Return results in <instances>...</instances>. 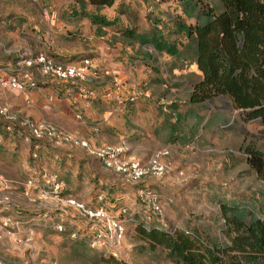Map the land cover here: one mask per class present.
Instances as JSON below:
<instances>
[{
    "label": "rangeland",
    "instance_id": "374dc122",
    "mask_svg": "<svg viewBox=\"0 0 264 264\" xmlns=\"http://www.w3.org/2000/svg\"><path fill=\"white\" fill-rule=\"evenodd\" d=\"M72 5L73 0H0V60L7 58L12 63L18 53L43 52L57 63H75L81 58L92 62L80 89L69 82L40 77L35 71L33 77L38 87L27 93H15L0 85V104L14 117L9 121L0 116V178L7 182L21 212L20 218L11 211L0 213L20 221L13 236L6 235L0 243L4 263L109 264L103 259L112 257L121 264H167L159 250L151 254L142 248L134 230L138 224L167 230L198 228L212 240L221 242L224 240L222 203L233 201L251 206L256 216H260L258 206H261L264 213V181L249 167L248 154L243 150L249 146L264 154V125L259 121H240L224 98L190 106L189 81L196 79L193 68L173 72L165 62L164 53L155 51L150 42L136 40L144 34L149 40L156 33L154 30L165 34L171 22L182 15L179 1L116 0L112 7L103 8L99 13L118 17L119 23H126L127 27L119 24L99 31L86 19L72 17ZM124 7L134 12L119 14ZM127 29L128 35L124 34ZM166 38L171 41L173 36L166 34ZM115 59L121 63L125 76L122 79L105 72V67L110 66L109 60ZM114 83H118L117 89ZM147 86V90L158 93L154 97L159 104L157 113L163 110L162 104H176L181 113L190 112L187 121L196 123L191 137L162 146L158 137L152 140L137 134V140L129 146L126 141L113 138L118 134L104 131L103 115L112 111L101 106L106 103L103 100L107 99L106 92L119 94L126 89L127 97L136 94L130 101L134 102ZM65 88L73 90L76 103L64 95ZM79 101L87 106L77 105ZM127 113L119 116L115 112L113 127L128 119ZM151 116L154 118V113ZM216 116L219 123L206 137L199 123ZM25 120L52 123L60 131L84 139L92 149L103 143H124L127 150L123 158L140 163L165 149L169 153L164 159L168 170L159 178L151 177L134 184L105 169L85 150L68 145L59 146L66 149L46 147L44 152L52 151L51 155L42 150L33 159L23 137L27 132L22 124ZM10 122L13 129L5 131ZM30 169L56 174L64 183L63 191L88 210L102 209L105 217L90 218L73 208L40 200L37 191L40 186L34 190L25 187ZM153 203L159 205V214L153 209ZM53 221H62L66 230L55 231L50 226ZM112 223L121 226L117 240L111 238ZM30 227L33 233L29 244L17 243L14 239L21 238ZM99 231L101 240L92 244ZM72 232L75 237L71 236Z\"/></svg>",
    "mask_w": 264,
    "mask_h": 264
},
{
    "label": "trees",
    "instance_id": "16d2710c",
    "mask_svg": "<svg viewBox=\"0 0 264 264\" xmlns=\"http://www.w3.org/2000/svg\"><path fill=\"white\" fill-rule=\"evenodd\" d=\"M115 1L73 0L70 14L86 19L99 31L115 26L117 17L99 13ZM178 1L182 15L171 22L165 34L154 30L149 40L147 34L130 35L142 43L150 42L158 53L177 57L183 52L185 65L195 73L189 74L197 75L189 81V104L201 105L224 96L240 121L264 125V0ZM124 34H129L128 29ZM166 34L173 39L167 40ZM243 150L249 167L264 181V154L249 146ZM62 194L71 196L65 191ZM221 212V242L198 228L167 230L146 228L143 223L135 227V235L151 254L156 250L163 253L167 264H264L263 208L258 206L260 216H256L251 206L231 201L221 204ZM103 261L121 264L112 257Z\"/></svg>",
    "mask_w": 264,
    "mask_h": 264
},
{
    "label": "built area",
    "instance_id": "2783aa9c",
    "mask_svg": "<svg viewBox=\"0 0 264 264\" xmlns=\"http://www.w3.org/2000/svg\"><path fill=\"white\" fill-rule=\"evenodd\" d=\"M10 61L0 65V85L15 93H27L38 87V83L33 77L34 71L40 77L49 78L58 82H69L80 89V85L86 80L87 74L92 68V62L88 58H81L75 63H57L52 57L43 52L36 54L18 53L13 58V62L11 63ZM114 86L117 89L118 83H114ZM63 92L67 99L76 103L77 98L72 89L65 88ZM88 94L92 93L89 92ZM135 97L136 94L131 95L128 97V100L133 101ZM0 116L9 121H12L14 118L10 115L7 107L1 104ZM22 124L27 128V132H25L23 137L24 141L29 144L33 159L37 158L40 149H45L49 145L52 147L68 145L85 150L89 155L95 157L105 169L120 174L134 184L151 177L159 178L168 170L164 159L169 153L165 149L154 152L145 163H140L134 159L123 158L127 150L124 143H120L119 145L103 143L98 148L92 149L84 139L60 131L52 123H34L25 120ZM13 127V123L10 122L5 127V131H11ZM97 130L95 129V131ZM38 186L40 187L38 188ZM25 187L28 190L38 188V198L40 200L49 201L50 203H54V205L59 204L73 208L90 218L102 219L105 217L102 209L96 211L88 210L81 202L73 197L63 195L64 183L56 174L47 173L45 170L38 171L36 169H30L26 178ZM30 201L35 202V199L30 198ZM152 206L157 214L161 212L159 205L153 203ZM6 211L13 212L18 218L21 216V212L18 211V207L12 199L7 182L5 179L0 178V213ZM18 224H20L19 219L11 218L9 215L0 216V243L6 235L13 236L14 229L17 228ZM50 224L55 231L62 232L66 230V226L62 221H53ZM32 229L33 227H30V229L24 232L21 238L16 237L14 240L17 243L28 245L31 241ZM110 230L112 231L111 238L114 240L120 238L121 226L119 224L112 223ZM71 236L75 237V232H72ZM101 238L102 233L99 231L94 236L92 244L99 243ZM0 264H6L1 257Z\"/></svg>",
    "mask_w": 264,
    "mask_h": 264
},
{
    "label": "crops",
    "instance_id": "0c3cea01",
    "mask_svg": "<svg viewBox=\"0 0 264 264\" xmlns=\"http://www.w3.org/2000/svg\"><path fill=\"white\" fill-rule=\"evenodd\" d=\"M54 1L57 2L59 0ZM119 12V14H132V12L134 11H132V9L130 8L124 7L122 8V11ZM119 24L121 26H126V23H119V18L117 17L115 26ZM165 55L167 60L165 62L168 64L167 66L169 69L171 68L173 69V72L178 73L185 71L187 66L185 65L186 59L183 56V52H180L177 57H171L167 54ZM8 61L9 60H7V58H4L0 60V64ZM112 61L113 60H109L110 66L105 67V72L111 74L112 76L116 75V77H119L120 79L124 78L125 76L123 75V71L121 70V63L119 64L117 62V59H115L113 62ZM194 76L197 77V75ZM146 83L147 82H145V84ZM144 89L145 90L142 91V95H140V97H138L134 102H130L129 100L127 101L128 97L126 89H123L119 94H117L115 91L106 92L105 96L107 99L103 98L106 103L101 106H104L105 108H112V111H110L109 113L105 112L103 115L102 125L105 128V132H114L118 134V137L113 138L118 139L119 141L124 140L128 143L129 146H131L132 143L137 140V134L141 136L143 135L144 137H150V139L152 140L155 137H158L162 140V142H160L162 146L175 143L182 140L184 137H191L193 135L196 123H190L187 121L189 120L187 119V117L190 112H185L183 114L177 109L176 104L175 108H173V104L171 106L168 104H162L163 110L160 109L157 113L155 110L156 106H158L159 104H156V102L154 101V97L158 93L155 91L151 92L147 90L148 86ZM82 104L84 107L87 106V104L83 103L82 101H79L77 105L81 106ZM189 105L198 106L191 104ZM115 112L120 114L119 116H122L124 112H128V115H126V118L128 119L124 120V122L120 126L113 127L112 120L114 118ZM142 113L145 115V117H138ZM152 113H154V118L151 116ZM110 115L112 117H110ZM172 115H175V117L172 118ZM218 118L219 116H216V118L213 120L207 121L205 123L200 122L199 124H201L200 129L202 134H205L206 137L208 136V134H211L212 129L219 123ZM185 130H189L187 133L190 135H187V133H185ZM106 138L108 139L109 137ZM59 148L66 149L65 147Z\"/></svg>",
    "mask_w": 264,
    "mask_h": 264
},
{
    "label": "water",
    "instance_id": "95a60500",
    "mask_svg": "<svg viewBox=\"0 0 264 264\" xmlns=\"http://www.w3.org/2000/svg\"><path fill=\"white\" fill-rule=\"evenodd\" d=\"M220 98H224V99H227L226 97H224V96H220ZM228 100V99H227ZM228 105H229V107H230V109H232V106H231V104H230V102H229V100H228Z\"/></svg>",
    "mask_w": 264,
    "mask_h": 264
}]
</instances>
